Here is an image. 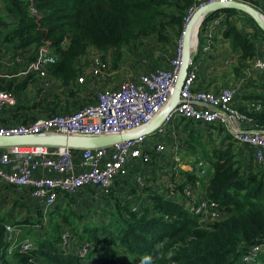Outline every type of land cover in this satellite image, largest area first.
Here are the masks:
<instances>
[{"label":"built area","instance_id":"1","mask_svg":"<svg viewBox=\"0 0 264 264\" xmlns=\"http://www.w3.org/2000/svg\"><path fill=\"white\" fill-rule=\"evenodd\" d=\"M27 1V13L36 22L41 13L33 0ZM240 2L252 7L264 23V0L250 5L243 0H193L186 10L184 24L195 10L212 3ZM224 14L209 12L197 21L194 44L190 48L187 71L178 93L179 102L147 135L113 144L108 147L72 150L65 147L20 146L0 149V184L27 191L41 210V221L57 204H64L68 197H75L86 190L99 198L107 199L130 176L132 166H138L132 174V186L138 192L145 188L140 167L150 170L158 162L162 175L166 176L163 196L184 208L196 220L198 227H205L222 219V212L215 201L199 192L198 180H207V163L196 158L188 163L183 173L194 174L196 181H189L180 172L183 140L180 128L187 122L201 127L217 126L230 137L234 149L245 146L252 152L253 164L264 171V130L256 129L248 113L264 108V100L254 102L247 113L239 112L234 105L235 90L221 87L216 92L200 89L197 85L199 60L207 55L222 33ZM183 24V26H184ZM242 29V28H241ZM246 34L252 31L248 27ZM243 30V29H242ZM181 37V34H180ZM65 38L58 44V51L66 46ZM261 59L252 61V68L264 73V44L257 45ZM94 52L93 56L90 54ZM58 61V54L48 41L42 42L35 51L31 48L17 50L0 47V112L15 105V97L7 84L14 87L23 81H40L45 85L57 82L47 69ZM111 55L90 49L80 60L82 71L76 79L77 89L86 78L106 80L110 70ZM166 67L152 70L141 69L132 79H122L113 88L96 91L92 101L73 111H65L13 126L0 125V136L52 135L75 137H99L130 134L143 130L169 103L180 62V38L168 59ZM84 64V65H83ZM143 65V64H142ZM144 66V65H143ZM245 125L246 129L242 126ZM8 169V172L2 169ZM146 173V171H145ZM124 201L131 203V211L139 209L141 202L127 195ZM34 228H37L34 226ZM60 232L59 249L80 260H86L91 250L86 241L69 237L68 229ZM3 242L7 254L26 253L32 248L28 238L22 236L20 226L3 224ZM242 264H264V244L251 246L241 258Z\"/></svg>","mask_w":264,"mask_h":264},{"label":"trees","instance_id":"2","mask_svg":"<svg viewBox=\"0 0 264 264\" xmlns=\"http://www.w3.org/2000/svg\"><path fill=\"white\" fill-rule=\"evenodd\" d=\"M243 1L254 6L258 2ZM33 3L42 14L38 26L27 13L26 0H0V47L35 51L48 41L57 52L58 61L49 66L47 73L65 87L64 93L71 98L77 92V66L90 49L112 55L114 69L122 49L133 42L154 39L167 44L166 32L175 26L176 36L181 34L186 10L193 0H33ZM221 13L225 16L221 21L222 38L233 51H239L240 67L257 53L255 40H264V34L245 14L253 27L251 34L238 29L231 19L239 14L237 11L225 9ZM65 38V49L59 52L58 44ZM27 83L28 80L23 81L13 88L7 84L6 89L15 96ZM64 103L66 108L67 100ZM248 116L256 129L264 130V108ZM184 128L188 129V135L181 154L199 152L210 167L202 188L207 199L218 203L223 214L221 220L200 228L183 207L156 192L133 212L130 202H121L110 195L103 209L107 222L92 226L86 223L88 227L81 225L78 230L75 220L80 221V214L73 210L60 213L61 204H57L46 214V225L42 224L39 212L22 220L23 226H29L28 232L26 227L21 229L26 235L34 226L38 229L32 248L26 253H6L3 242L6 221L0 217V264H242L241 258L251 246L264 244V171L248 160H236L237 152L228 135L223 138L226 144L210 148L190 123L184 124ZM180 173L189 181L197 179L193 173ZM130 190L129 195L135 198L136 192ZM71 199H66L67 205ZM52 217L55 223L51 222ZM20 222L17 224L21 227ZM62 225L71 227L78 241L90 244L86 261L59 249Z\"/></svg>","mask_w":264,"mask_h":264},{"label":"crops","instance_id":"3","mask_svg":"<svg viewBox=\"0 0 264 264\" xmlns=\"http://www.w3.org/2000/svg\"><path fill=\"white\" fill-rule=\"evenodd\" d=\"M231 19L233 22H235V25L238 29L242 28L244 32H246V30L248 31V26L246 25L247 19L243 13L239 12L238 15L232 16ZM238 22H243L244 27H240ZM261 42L262 41H256L257 45H259ZM93 55L94 52L90 54V56ZM238 55L239 51H233L229 47V43L222 38V33H220L218 39L214 41L210 52L203 56V58L198 59L199 69L196 85L200 89L213 92H216L221 87H230L234 89L235 108L239 112L247 113L254 102L264 100V73L252 68V61L255 58L261 59V56L258 53H256L252 58L246 59L240 67H238L237 64ZM148 63H150V60ZM148 63L144 62V66L142 64H138L137 67L140 68V70H152L155 68L166 67L165 63L160 67H152L150 66L151 64ZM77 68L79 69L80 75L82 71L81 64L78 65ZM119 73L120 69L108 74L107 79L103 81L86 78L84 85L77 89L74 97L71 98L65 96V87H63L58 81L51 82L49 86L40 81L28 82L25 89L21 93L14 96L15 105L12 108L4 109L0 112V125L13 126L49 116V114L52 112L61 113L78 109V107L91 102L93 100L92 95L96 91L113 88L118 81L124 78V76H120L121 78H119ZM55 93L57 94L56 96L60 102L62 100H67V102L74 104L70 105L66 110L62 109V106H58V104L55 106L52 104V98L49 96L50 94ZM71 107L72 109H70ZM190 125L192 128L199 131V133L204 137L205 141L208 142V146L210 148L218 147L221 145V143H227L225 141L223 142L224 136L227 135L226 132L224 130L219 131L220 128L217 126L201 127L197 124ZM242 128L246 129V126L243 125ZM180 135L183 142L186 141L188 129L184 128V125L180 128ZM209 137H213V143L209 140ZM234 152H237L238 158H236V160H248L249 162H252V152L249 148L245 146H239L238 148H235ZM184 156L186 158H184ZM178 157L180 158L182 164H184L181 165V172H184V170L187 171L189 168L188 163H190L192 160L196 158L202 159L196 153L191 155L180 154ZM137 167L138 166H134L130 170V176H128L124 182V191L127 188L134 189L132 186L131 175L137 169ZM158 167V162L153 163V166L150 170L140 167L141 171H146V174L149 173L147 174V178L151 180L148 183H146L144 180V192H138L134 189L136 192L135 198L139 199L141 202H145L148 196L155 192L164 195L162 190L163 186L166 184V176L162 175V172ZM207 168L209 176L211 169L210 167ZM2 171L8 172V169L4 168ZM146 174H142L145 179ZM205 182V179L201 181L198 180L197 186L199 192L196 193L197 196L201 195V190L203 189L202 187L204 186ZM40 211L41 210L37 207L36 203L29 197L27 191L13 189L6 185L0 184V217L5 219V223L15 222L17 224L18 222L24 220L25 216L29 214L33 216L38 212L40 214Z\"/></svg>","mask_w":264,"mask_h":264},{"label":"rangeland","instance_id":"4","mask_svg":"<svg viewBox=\"0 0 264 264\" xmlns=\"http://www.w3.org/2000/svg\"><path fill=\"white\" fill-rule=\"evenodd\" d=\"M238 24H240V27H244L243 22H240V23L238 22ZM246 25L250 29L253 28L252 26H250V24L248 22H246ZM167 26H170V25H167ZM182 27H183V25H182ZM167 28H169V27H167ZM169 29L170 30H168L166 32V33H168L167 41H166L167 44H164V42L160 44V43L156 42L154 39H147V40H140L139 43L133 42L132 44H130V46L124 47L121 51L120 59L117 61L116 67L114 69H112V66H111L112 59H113V57L111 55L110 70L108 73L111 74L112 72L120 69L119 78L124 76V78H122V79H128V78L132 79V78H134V75H137L136 71H140V68L137 67L138 64H143L144 62L148 63L150 60V63H148V64H151L150 66H152V67L163 66L164 63H166L165 59H168L170 57L171 53L176 48L178 40L180 38V34H179V36H176L177 31H176L175 26L172 28L170 27ZM192 36H194V35H192ZM192 42L193 41L191 40V43ZM262 42L264 43V40H262ZM169 45H171L172 47ZM101 53L104 55L106 54L104 52H101ZM56 95H57L56 93L49 95L52 98L51 99L52 104H54L55 106H56V102H57L58 106H62V109L66 110L70 105L74 104V103L68 102V105L65 108V105H64L65 103L63 104V102H65V101L62 100L60 102V100L58 99V97ZM81 101H84V100H81ZM70 109H72V107ZM211 138L209 137V140L213 143L214 139H213V137H211ZM196 154L202 158L201 153L197 152ZM184 158H186V157L184 156ZM133 167L134 166H132L131 169ZM142 173L144 174L145 172L142 171ZM133 174H134V172H133ZM147 174H149V173H147ZM147 174H146V179L144 178L146 183L151 181L150 179L147 178ZM131 177H132V175H131ZM131 191L132 190H130L129 188L125 189V191H124V189H121V187H120V188H118V190L114 191L113 195L115 197H117V199L121 200V202H123L125 196L131 194ZM142 192H144V191H142ZM108 200H110L109 197L107 199L99 198L96 195H93V193L84 190V191L78 193L77 196H75L74 198L72 197L70 205L66 204V202L68 201L67 200L64 202V204H61L60 206H58V208L60 207L59 208L60 213H62L63 211L67 212V211L73 210V211H76L80 214V216H81L80 221L75 220L76 227L79 230L80 229L79 227L81 225L88 227V225L86 223H90L92 226V225H101V224L104 225L107 222V216L104 213L103 209L107 207L106 202H108ZM33 216H35V215H33ZM47 220H48V217H47V219L45 217L42 220V222H43L42 224H45ZM51 222L55 223L56 219L54 217H52ZM20 223H22V221ZM23 225L24 224L22 223L20 228L23 229V227H26L25 231L28 232L27 228H29V226H23ZM31 226H33V224H31ZM64 227L65 226H63L62 229ZM66 228L68 229L67 234L69 237H72V238L76 237L74 235L75 233L71 227L70 228L66 227ZM25 231L22 230V236L24 238H28L30 240V242L32 243L38 229L34 228L27 235L25 234ZM60 241H61V238H59V240H58V246H59ZM92 259H94V256L89 258L88 261H91Z\"/></svg>","mask_w":264,"mask_h":264},{"label":"water","instance_id":"5","mask_svg":"<svg viewBox=\"0 0 264 264\" xmlns=\"http://www.w3.org/2000/svg\"><path fill=\"white\" fill-rule=\"evenodd\" d=\"M235 10L248 16L255 26L264 34V23L260 19L256 10L252 7L240 2H228L224 4L212 3L205 5L197 10L190 17V21L198 20L203 14L215 11L221 13L223 10ZM189 21V22H190ZM194 37V36H193ZM188 24L184 25L180 37V62L174 83L173 92L167 106L143 129L130 134H121L114 136L99 137H75L52 135L48 137L36 136H0V149L20 146H45V147H65L72 150L93 149L100 147H108L123 141L137 138L140 135L150 134L163 120V118L177 105L179 102L178 93L182 86L190 57Z\"/></svg>","mask_w":264,"mask_h":264},{"label":"bare ground","instance_id":"6","mask_svg":"<svg viewBox=\"0 0 264 264\" xmlns=\"http://www.w3.org/2000/svg\"><path fill=\"white\" fill-rule=\"evenodd\" d=\"M190 17H191V15H189L187 17V20H186V22H185L184 25L188 24L189 37H190L189 43H190V48H191L193 46V44H194V37L192 35H194L195 26H196L198 20H192V21H190ZM191 40L193 41L192 43H191Z\"/></svg>","mask_w":264,"mask_h":264}]
</instances>
